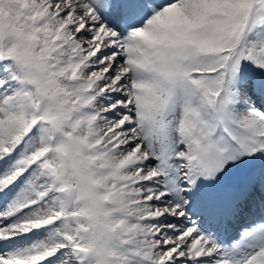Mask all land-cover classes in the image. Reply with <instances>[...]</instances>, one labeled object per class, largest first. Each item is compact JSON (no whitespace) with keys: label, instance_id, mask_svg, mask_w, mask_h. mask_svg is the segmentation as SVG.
Masks as SVG:
<instances>
[{"label":"snow or ice","instance_id":"obj_1","mask_svg":"<svg viewBox=\"0 0 264 264\" xmlns=\"http://www.w3.org/2000/svg\"><path fill=\"white\" fill-rule=\"evenodd\" d=\"M0 264H264V0H0Z\"/></svg>","mask_w":264,"mask_h":264}]
</instances>
